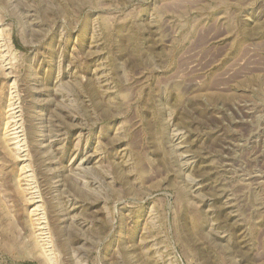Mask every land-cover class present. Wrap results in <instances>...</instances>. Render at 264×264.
Instances as JSON below:
<instances>
[{"label":"rangeland","instance_id":"374dc122","mask_svg":"<svg viewBox=\"0 0 264 264\" xmlns=\"http://www.w3.org/2000/svg\"><path fill=\"white\" fill-rule=\"evenodd\" d=\"M0 264H264V0H0Z\"/></svg>","mask_w":264,"mask_h":264}]
</instances>
